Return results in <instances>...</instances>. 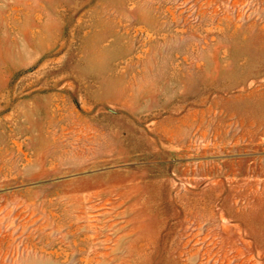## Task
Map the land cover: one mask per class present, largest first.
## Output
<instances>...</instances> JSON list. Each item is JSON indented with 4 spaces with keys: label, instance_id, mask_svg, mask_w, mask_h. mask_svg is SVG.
<instances>
[{
    "label": "rangeland",
    "instance_id": "obj_1",
    "mask_svg": "<svg viewBox=\"0 0 264 264\" xmlns=\"http://www.w3.org/2000/svg\"><path fill=\"white\" fill-rule=\"evenodd\" d=\"M0 264H264V0H0Z\"/></svg>",
    "mask_w": 264,
    "mask_h": 264
}]
</instances>
